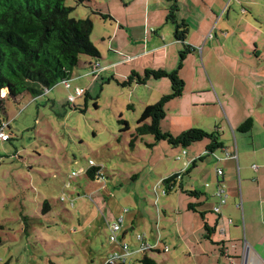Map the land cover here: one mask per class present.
<instances>
[{"label": "rangeland", "instance_id": "rangeland-1", "mask_svg": "<svg viewBox=\"0 0 264 264\" xmlns=\"http://www.w3.org/2000/svg\"><path fill=\"white\" fill-rule=\"evenodd\" d=\"M187 2L193 8L191 0ZM221 2L224 6L211 22L207 35L198 37L195 52L185 55L179 69L186 92H211L216 106L205 103L187 107L183 119L175 123L181 105L173 99L166 105L167 118L161 121V126L164 129L174 124L175 134L190 127L217 130L225 147L236 149L238 154L239 149L249 148L253 135L256 144L264 143V0ZM65 4L75 7L71 16L90 17L92 22L98 18L90 11L91 7L107 12L109 6L119 17L122 12L119 0H93L91 7L75 5L74 0H65ZM202 8L206 10V6ZM128 12L131 15L125 16L122 24L125 20L134 24L140 19L135 6ZM97 21L89 39L98 45L103 30ZM164 27L168 29L170 23ZM137 48L128 52L133 54ZM174 55L176 62H168L172 64L168 66L177 69L179 52L174 51ZM142 62H145L143 57L137 60ZM129 64L132 63L119 69L125 70ZM87 68L90 70L89 65ZM123 80L120 76L113 77L111 70L101 77L87 76L90 95L86 99L84 95L78 96L74 103L68 101L69 92L74 94L75 90L72 82L68 90L62 83L55 85V97L49 93L51 88L35 97L23 93L6 102V115L1 113V116L8 119L10 138L0 142V264H103L108 253L119 251L109 241L108 224L120 215L124 216V224L136 215V227L129 230L126 238L132 249L137 233L144 232L146 240L155 239V204L161 211V237L165 231L169 234L166 224L183 211L184 200L191 196L175 189L163 196L161 187L154 185L172 170L183 168V157L177 160L183 149L186 158L197 156L205 150L208 141L174 147L161 140L148 147L146 143L154 139L145 135L131 146L130 135L142 109L170 93L171 84L168 78L169 84L162 87L154 86L160 79H150V86L136 82L122 85ZM206 97L204 102H210ZM247 117L253 119V127L242 132L238 126ZM119 118L127 121L128 130L120 131L123 125ZM214 154L222 155L220 148ZM253 155L262 158L264 153L250 151L248 157ZM211 156L198 160L197 170L190 168L184 173L185 186L189 183V188L208 190L200 173L213 168ZM239 159V171L234 161L224 165L225 187L235 186L238 196L245 189L242 181L246 173L242 166L246 157L241 152ZM91 165L101 167L102 179L92 180L83 174L82 170ZM72 172L75 174L71 176ZM123 209L128 212L124 214ZM174 252L170 248L168 253L149 251L147 254L160 264ZM140 256L136 254L137 259ZM137 259L129 260L128 264H139ZM182 259L181 256L173 261L168 258L167 262L181 264Z\"/></svg>", "mask_w": 264, "mask_h": 264}, {"label": "crops", "instance_id": "crops-1", "mask_svg": "<svg viewBox=\"0 0 264 264\" xmlns=\"http://www.w3.org/2000/svg\"><path fill=\"white\" fill-rule=\"evenodd\" d=\"M119 3L122 8V12L119 13V15L121 14L120 17L115 15V12H112L113 10L111 11L108 6L107 13L112 17L110 21L112 23H108V19L104 20L98 14H94L98 19H93V26L94 23L99 20V23L102 24L101 28L103 30L99 33L98 45L93 42L100 52V58L94 61L99 64L101 71L96 75L91 74L90 71L87 70V63H94V61L88 57H81V64L73 70L72 76L68 80L69 86H65L66 88L64 87L67 90L71 89V82L75 83L73 94L75 97L72 103H74L78 96H82L84 93L90 95L88 92L90 85L86 82L87 76L101 77L103 76V73L111 70L113 77L119 78L120 76L125 79L132 71L141 74V71H144L145 69H164L168 72L175 70L173 67L174 65L168 66L172 65L168 64V62H176L174 51L175 53H178L182 50L181 47L189 45L193 49L191 52H195L198 37L207 35L211 22L217 18L218 12L224 6V3H219V0H191L193 8H190L187 4V0H176L177 10L175 11V14L177 19L179 21L184 20L188 28L186 39L180 41L174 37L173 24L165 21L167 9L173 4V2L169 0H119ZM201 4L206 6V10L202 8ZM134 6L141 14L140 19L137 18V21L134 24L129 23L126 20L125 24H122L121 21L124 20L125 16L129 17L131 15L128 11L134 9ZM208 18H211L210 22H208ZM167 23H170L171 26L168 27V29L164 27ZM112 24H114V26H112ZM106 38H108L107 43H105ZM136 47H138L137 52H134L133 54L128 52V50ZM171 49L172 52L169 54ZM137 57H143L145 62L137 63V60L139 59H137ZM128 63L132 64H129L125 70L124 68L119 69L121 65ZM150 79L152 78L147 79L144 84L150 86ZM159 79L160 80L155 79L158 80L154 83L155 87H162L163 85L166 86L169 84V81H166L167 78ZM61 83L64 84L63 82H59L58 84ZM76 89H80L81 93L77 94ZM53 90L54 87L49 93L55 97L56 94L53 93ZM207 90V92H209V89ZM69 94L72 93L69 92ZM205 95L207 96L206 99H209L210 102H204ZM176 100H179L178 102L179 105H181V109L175 114V123L176 120L180 121L183 119L187 107L193 108L199 105H205V103H211L216 106V101L212 93H205L202 90H194L187 93L184 88L183 94L176 98ZM183 101L185 102L183 103ZM181 111H183V113ZM167 113L168 112H166L165 118H167ZM173 126L174 124L171 123V126L164 128L163 130L168 131L175 136L188 129L185 128V125L182 128H185L184 130H180L178 134H175L172 130ZM251 130L252 128L249 131ZM248 145L249 148L244 147L242 151L239 149L238 154L236 153V149L235 151L234 148L228 149V146L225 147V145L223 148H220L222 155L210 153L213 155L211 156L213 159L212 161L214 162L212 163L213 168H210L205 174L200 173L204 180L203 185L208 189L206 191H203L200 188L197 189L196 187L189 188V183L185 186L183 175L184 173H188L190 168H196L195 170L198 169L197 159L200 155L208 156L210 154H207L206 150H204L197 154V156L186 158V150L183 149L181 151L180 159L183 157L184 166L180 171L174 169L170 173V175L176 173H180L181 175V177L177 179L176 187L174 189L176 192H179V190L182 191L181 189H192L199 191L201 194H199L198 197L191 196L190 199L184 200L183 211L177 213L175 219L170 221L171 223H169V225L166 224L169 226L170 232L169 234L167 231L163 233L164 237H162V241L169 249L164 253L170 252V248L175 252L171 253L170 256L166 257L160 264H169V262H167L168 258L173 261L179 256L183 257L180 262L181 264H264V156L262 158L256 157L255 155H253V157H248L250 151H252L253 154H256L257 152L264 153V143H261V145L256 144L253 135V140L248 142ZM225 150L232 154L236 153L237 158L235 159L232 156L226 157ZM183 151L185 152L184 154ZM240 152L246 157V160L243 161L242 164L243 169L246 171L244 174V180L242 181L245 189H241V195H239V197L237 188L226 183L228 186V188H226L228 193L227 201L221 206L220 211L215 213L213 211V207L217 203L214 196V184L217 180L215 169L221 168L223 170V175L220 179L225 184V162L234 161L237 171H239L240 163L238 162L240 160ZM195 160L196 163L193 165L192 162ZM186 163H188V165H186ZM255 163H258V165ZM82 171H85V169ZM254 175L255 178L251 179ZM158 184L159 180L154 187ZM189 186H191V184ZM238 197L240 198L239 202H237ZM209 198L211 201L208 203ZM190 202L196 203V205L199 204L196 206V211L187 209V204ZM238 203L241 204V208L237 207ZM155 206L157 216L161 211L157 204H155ZM127 212V209H123L124 214ZM164 212L165 210H162V213ZM119 217L122 218V241L128 242L126 238L129 230L136 227V215L129 218L127 222L128 224H124L125 219L123 215H120ZM229 218L232 220L231 223L228 222ZM156 219H158V217ZM204 222L211 229L212 233H206ZM142 235L146 240V234L143 232ZM152 241L153 240H146L147 243H153L154 241ZM135 242V248L132 249L133 253L128 258V263L129 260H136V254H139L136 251L138 246L136 239ZM160 251L163 252V250Z\"/></svg>", "mask_w": 264, "mask_h": 264}, {"label": "trees", "instance_id": "trees-1", "mask_svg": "<svg viewBox=\"0 0 264 264\" xmlns=\"http://www.w3.org/2000/svg\"><path fill=\"white\" fill-rule=\"evenodd\" d=\"M74 1L75 5L91 7L93 4V0ZM169 1L173 4L167 9L165 21L173 24L174 37L184 41L188 32L187 24L184 20L177 19L176 0ZM74 8V6H67L65 0H0V123L8 122L6 116H1V113L5 114V104L8 100H15L23 93H28L33 97L41 95L59 82L69 80L73 70L81 64V57L85 56L95 61L100 58L98 48L89 39L93 29L92 20L90 17L71 16ZM90 11L93 14H98L104 20L112 19L107 12H101L96 7H91ZM192 50L189 45H184V48L179 51L178 68L173 71L145 69L143 75L132 71L123 80L122 85H130L133 82L144 84L149 78H168L171 84L170 93L162 95L156 102L147 104L142 109L136 120L134 132L130 135L131 146L135 145L137 139L151 135L154 141L146 143L148 147L154 146L161 140L174 147H186L204 139L208 141L205 147L207 154L224 147L217 130L209 132L198 127H190L174 136L163 130L161 126V121L166 116L167 103L183 94L184 81L179 77L178 69L182 65V59ZM87 64L91 70L94 63L88 62ZM1 92L4 94L2 95ZM84 95L86 98L89 96L87 93ZM118 122L123 125L120 131L129 129L126 120L119 118ZM252 126L253 119L248 117L238 126V129L247 132ZM6 129L7 131L10 129L9 122ZM204 157V155H200L197 160H202ZM195 163L196 160L192 162L193 165ZM83 174L95 180L98 175H102L101 167L91 165L85 169ZM176 181V174H171L162 180V185L167 188L166 194L176 187ZM181 190L192 197H198L201 194L197 190ZM196 206V203L190 202L187 204V209L196 211ZM204 227L207 234L212 233L205 222ZM119 238L122 241L121 234ZM160 239L162 241L161 234ZM1 241L0 235V243ZM136 241L138 248L140 242L137 239ZM143 241L146 242L144 236ZM128 244L132 250L130 243ZM163 245L165 244L163 243ZM160 250L163 248H160L159 245L156 249L139 253L141 256L138 263L159 264L147 252H160Z\"/></svg>", "mask_w": 264, "mask_h": 264}, {"label": "built area", "instance_id": "built-area-1", "mask_svg": "<svg viewBox=\"0 0 264 264\" xmlns=\"http://www.w3.org/2000/svg\"><path fill=\"white\" fill-rule=\"evenodd\" d=\"M99 71H101L99 64L97 62H94V64L91 67L90 73L93 75H96ZM63 83L65 84L66 87L69 86L68 80L63 81ZM46 91L47 90H45L44 93ZM76 93L80 94L81 90L76 89ZM74 97H75V95L69 94L68 95V101L72 102L74 100ZM7 124H8V122H1L0 123V142L1 141H7L10 138V134L7 132V129H6ZM184 153L185 152L183 151V154ZM212 153L214 154V152H212ZM225 156L226 157L232 156L235 159L237 158L236 153L232 154V153L228 152L227 150H225ZM177 159H180V156H177ZM186 165H188V163H186ZM74 174L75 173L72 172L71 176ZM215 174L217 176V180L214 184V196L217 200V203L213 207V211L215 213H218L220 211L221 206L226 203L227 198H228V193H227L225 184L220 179L223 175V170L221 168H216ZM101 176L102 175H98V178H100ZM176 176H177V179H179L181 177L180 173H176ZM102 178L103 177H101V179ZM162 180L159 181V184L155 188L161 187L160 192L162 195H165L167 193V188L164 185H162ZM237 207L241 208V204L238 203ZM157 217H158V214H157ZM158 220H159V217L157 219V222L155 223L156 238H155L153 243H146L145 241H143V235L142 234H139V233L136 234V239L140 242V246L136 250L138 253H141V252H143L145 250H149V249H156L161 244L159 224H158L159 221ZM228 222L231 223L232 220L229 218ZM108 229H109V241L112 243H115L117 246V249H119V251H113V252L108 253L103 264H117V263H125L126 264L128 261V258L133 253V251L130 249V246L128 243H126L125 241H121V239L119 238L120 234L122 232V218L119 217L113 223L108 224ZM162 248H163V251H165V252L168 251L167 245H163Z\"/></svg>", "mask_w": 264, "mask_h": 264}]
</instances>
